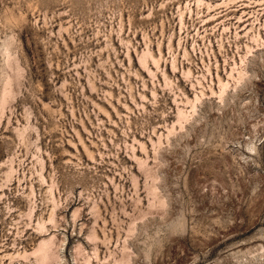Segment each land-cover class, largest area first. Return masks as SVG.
Segmentation results:
<instances>
[{
    "label": "rangeland",
    "instance_id": "rangeland-1",
    "mask_svg": "<svg viewBox=\"0 0 264 264\" xmlns=\"http://www.w3.org/2000/svg\"><path fill=\"white\" fill-rule=\"evenodd\" d=\"M0 91V264H264V0H0Z\"/></svg>",
    "mask_w": 264,
    "mask_h": 264
},
{
    "label": "bare ground",
    "instance_id": "bare-ground-1",
    "mask_svg": "<svg viewBox=\"0 0 264 264\" xmlns=\"http://www.w3.org/2000/svg\"><path fill=\"white\" fill-rule=\"evenodd\" d=\"M182 14V13H181ZM180 14V15H181ZM179 15V16H180ZM182 18V17H181ZM182 20V19H181ZM181 22V21H180ZM263 42V41H262ZM151 57V56H150ZM147 58H149V57H147ZM152 59H153V57H152ZM148 60V59H147ZM146 55H143V56H141L140 57V62L141 63H143L144 65H145V63H147L146 61ZM152 61H154V63H156V61L153 59ZM157 63H158V61H157ZM142 64V65H143ZM143 65V66H144ZM156 65H158V64H156ZM145 68V67H144ZM149 72V71H148ZM152 72V71H151ZM239 73H238V77H240L241 75H242V73H241V71H238ZM14 76V75H13ZM16 76V75H15ZM219 77V76H218ZM232 77V76H231ZM241 78V77H240ZM219 79V78H218ZM233 79V78H232ZM236 79H237V77H236ZM218 81V80H217ZM219 81H220V92H225V89H227L226 87H228V84H227V82L226 83H224V82H221V79H219ZM167 83V82H166ZM200 83V82H199ZM5 84V83H4ZM197 84H198V82H197ZM3 87H4V85H3ZM9 88V87H8ZM3 89V88H2ZM4 90V89H3ZM3 90H2V92H3ZM9 90V89H8ZM7 91V90H6ZM202 91V90H201ZM1 92V91H0ZM2 92H1V94H2ZM202 94V93H201ZM218 94H222L223 95V93H218ZM8 95V94H7ZM7 95H6V97H7ZM10 96V95H9ZM219 96V95H218ZM219 97H221V95L219 96ZM9 97H7V99H8ZM199 98V97H198ZM5 99V98H4ZM197 99V96H196V98H195V100ZM189 100V99H188ZM195 100H193V101H195ZM7 102V101H6ZM189 102V101H188ZM2 103V102H1ZM192 103V102H191ZM1 105V104H0ZM2 105H4V104H2ZM196 105V104H195ZM2 108V107H1ZM2 110V109H1ZM192 110V109H191ZM186 113V112H185ZM184 113V114H185ZM194 113V112H193ZM192 113V114H193ZM178 115H179V118H178V120H180V118L181 119H185L186 118V116L185 115H183V112L181 113V112H178ZM188 118V117H187ZM187 118H186V120H187ZM172 129H173V127H171ZM7 173V172H6ZM10 173H11V170H10ZM9 173V174H10ZM7 175H8V173H7ZM12 175V174H11ZM32 194V193H31ZM29 216V215H28ZM52 219V218H51ZM50 221V220H49ZM43 223V222H42ZM41 223V224H42ZM38 226V225H37ZM43 226V225H42ZM53 237V236H52ZM52 239H48V240H46V241H40V243L38 244V246L31 252L33 255H34V257H35V261H36V263L35 264H44L46 261H48V260H50V259H56V258H58V255H57V253H56V251H54L53 250V244H52V242H53V240L51 241ZM29 255V254H28ZM24 256V255H23ZM53 260V261H54ZM48 263V262H47ZM85 263V262H84ZM50 264V263H49Z\"/></svg>",
    "mask_w": 264,
    "mask_h": 264
}]
</instances>
